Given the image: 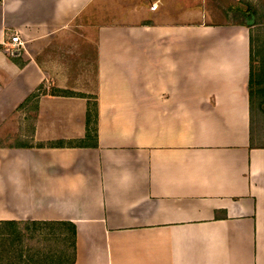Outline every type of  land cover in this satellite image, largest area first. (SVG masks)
Returning <instances> with one entry per match:
<instances>
[{"label": "crops", "instance_id": "obj_1", "mask_svg": "<svg viewBox=\"0 0 264 264\" xmlns=\"http://www.w3.org/2000/svg\"><path fill=\"white\" fill-rule=\"evenodd\" d=\"M209 2L0 1V129L40 93L35 145L0 151V264H264L256 26ZM79 24L95 43L90 90L48 55L75 46ZM94 102L97 146H67L86 139Z\"/></svg>", "mask_w": 264, "mask_h": 264}, {"label": "rangeland", "instance_id": "obj_2", "mask_svg": "<svg viewBox=\"0 0 264 264\" xmlns=\"http://www.w3.org/2000/svg\"><path fill=\"white\" fill-rule=\"evenodd\" d=\"M1 1V0H0ZM209 4L216 8L221 13V22L225 24H234V23H245L249 25H255L254 31L260 32L259 40L264 43V21L258 17V11L264 5V0H241L240 2H231L230 0H210ZM236 7V8H235ZM232 9V14L229 10ZM239 9V10H238ZM231 11V10H230ZM226 12H228L226 14ZM225 13V14H224ZM100 19H89V24L99 25ZM81 23V22H80ZM79 24L77 30L74 33V40L76 42L75 46L66 47L63 51H58V49H51L48 52L50 57H60L61 59H66L68 61H63L66 66L70 64L73 70L79 73H86V77L90 80H86L82 83L78 82L77 88L84 90L93 89V81L95 74V43L92 41L90 43L87 40L82 41L81 34L84 33V28ZM94 33V32H92ZM95 34V33H94ZM89 38V35H86ZM91 37V36H90ZM89 41V40H88ZM85 42V43H83ZM78 43V44H77ZM66 45V44H64ZM81 48L80 51L77 49ZM16 50L13 48L10 50L9 54ZM57 54V55H56ZM253 59L256 61H264V46L261 47V44L257 43ZM89 74V75H88ZM81 82V81H80ZM79 85L83 87H79ZM55 91L54 88L51 90H46L49 94H53ZM76 95H82L79 92H72ZM39 95V94H38ZM37 99L33 101L24 109L17 110L13 116L6 122L5 126L0 129V151H5L9 149H23L27 147L34 146L33 135L35 132V116L34 108L36 107ZM92 111L94 117H96V103L94 102ZM93 125L96 124V119H94ZM92 125V130L94 126ZM97 126V124H96ZM253 133H254V145L258 147H264V101L261 104V108L257 103L256 109L253 113Z\"/></svg>", "mask_w": 264, "mask_h": 264}, {"label": "trees", "instance_id": "obj_3", "mask_svg": "<svg viewBox=\"0 0 264 264\" xmlns=\"http://www.w3.org/2000/svg\"><path fill=\"white\" fill-rule=\"evenodd\" d=\"M260 32H251V49H250V73H249V84H248V90H249V99H250V107H251V113H254L257 103L261 108V104L264 101V61H256L253 59V55L255 52L256 44H261V47L264 46V43L260 42ZM40 94V93H39ZM38 93L32 95L29 97L20 107L19 109L26 108L33 99L38 98ZM52 96H60V97H78V98H85L84 95H76L69 91H62V90H55L53 91ZM37 104V103H36ZM34 110H38V107L34 108ZM96 117H94L92 108H89V112L87 115V124H88V130H87V136L86 139L83 141H76L72 143H68L67 146H77V147H86L88 146V141L95 142V145L97 146V110L95 112ZM96 119V124L93 125V121ZM92 125L94 126V129L92 130ZM66 146L64 142H59L57 144H53L52 147H63Z\"/></svg>", "mask_w": 264, "mask_h": 264}, {"label": "built area", "instance_id": "obj_4", "mask_svg": "<svg viewBox=\"0 0 264 264\" xmlns=\"http://www.w3.org/2000/svg\"><path fill=\"white\" fill-rule=\"evenodd\" d=\"M152 9H153V10H156L157 7H156V6H153ZM11 43H12L13 46H15V47H17V46H18V47H21V45H22V43H21V41H20V38H19L17 35H15L14 37H12V39H11ZM12 55L15 56V53L13 52Z\"/></svg>", "mask_w": 264, "mask_h": 264}]
</instances>
